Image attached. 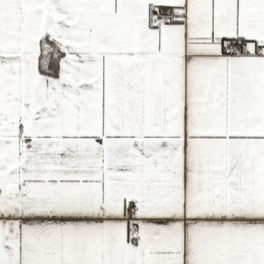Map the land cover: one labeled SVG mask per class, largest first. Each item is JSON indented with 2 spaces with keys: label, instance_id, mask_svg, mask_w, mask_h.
<instances>
[{
  "label": "snow or ice",
  "instance_id": "snow-or-ice-1",
  "mask_svg": "<svg viewBox=\"0 0 264 264\" xmlns=\"http://www.w3.org/2000/svg\"><path fill=\"white\" fill-rule=\"evenodd\" d=\"M0 264H264V0H0Z\"/></svg>",
  "mask_w": 264,
  "mask_h": 264
}]
</instances>
